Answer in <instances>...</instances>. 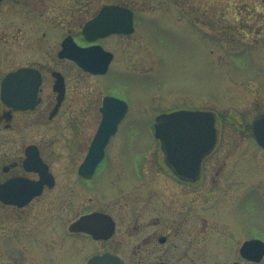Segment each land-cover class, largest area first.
<instances>
[{
    "label": "rangeland",
    "instance_id": "374dc122",
    "mask_svg": "<svg viewBox=\"0 0 264 264\" xmlns=\"http://www.w3.org/2000/svg\"><path fill=\"white\" fill-rule=\"evenodd\" d=\"M48 3L55 6L57 40L64 32L63 15L70 14L71 27H78L104 3L132 8L135 31L103 41L116 54L108 73L97 76L98 80L87 76L80 86L72 85L69 104L74 110L62 109L49 134L50 144L45 145L54 152L59 186L52 198L33 204L34 214L28 210L19 218L0 212V264H75L76 256L79 260L83 253L89 256L103 250L121 255L127 264H155L158 260L228 264L239 258L237 249L243 236L264 240V150L251 130L253 115L264 109V0ZM186 15L195 16L196 21ZM98 86L126 98L131 106L111 139L99 173L102 190L109 185L113 190L98 197L88 190H73L68 197L65 159L81 158L86 148L70 149L69 137L79 134L77 138L89 139L92 135L99 118L95 112L99 100L91 108L94 97L100 96ZM170 107L209 109L216 117V146L193 191L187 183L176 184L168 171L164 175L160 165L163 154L152 134L150 117L155 110ZM70 125L78 129L71 133ZM114 157L127 164L128 174L121 172L120 165L116 174L108 171ZM148 157L146 181L137 176L135 166ZM220 164L225 167L215 182L207 181L209 171ZM111 176L115 177L109 183ZM157 185L163 190H151L150 186ZM161 191L168 202L165 210ZM172 201L177 205L171 206ZM91 206L113 210L117 218L118 228L107 241L95 242L67 230L80 210ZM182 207L191 208L188 215L194 216L184 225L187 228L182 227L186 234H191V228L199 232L194 244L188 247L185 236H172L167 244H159L154 234L165 230L167 221L154 217ZM185 248H191L192 259L182 256Z\"/></svg>",
    "mask_w": 264,
    "mask_h": 264
},
{
    "label": "flooded vegetation",
    "instance_id": "af4514ba",
    "mask_svg": "<svg viewBox=\"0 0 264 264\" xmlns=\"http://www.w3.org/2000/svg\"><path fill=\"white\" fill-rule=\"evenodd\" d=\"M48 1L51 0H0V185H2L1 195H11L19 199L18 202L11 203L0 198V212L2 215L3 213L5 215L12 214L19 218L23 217L28 210H30L31 214H34L35 207L33 204L44 197L51 196L50 198H52L59 186L60 180L58 179L55 167L54 152L46 148L45 145H48V142L50 144L51 135L49 134L54 132L55 119L62 112V109L68 106L74 110L69 104L72 103V85L80 86L87 76H92L98 80L97 76L108 73L112 62L115 61L116 54L113 50L105 47L103 41L113 36L133 33H112L104 37H98L92 41L86 38V35L82 32L84 23L97 14L101 7L106 4L104 3L78 27H71L72 19L70 20L68 17L70 14L68 16L63 15L61 25L64 32L57 40L58 32L54 28L55 6L53 3L49 4ZM125 6L129 7L128 5ZM63 42L65 44L64 47ZM73 42L77 45H75L76 47ZM96 44L101 45L103 49L111 53V58L104 72L89 71L87 69L89 64L95 65L96 68L103 67L104 55L98 53L95 49L88 50V48L94 47ZM73 47L83 52L86 68L77 63L68 53ZM62 50H64L63 55L60 54ZM14 71H18L17 77L3 84L7 74ZM97 90L100 91V96L97 97L96 95L94 97V103L91 105V108L97 106V101L99 100L95 111L99 114V118L92 135L89 139L87 138L88 140L85 138L79 139L80 137L77 138L79 134L69 137L68 147L70 149L78 150L79 148H86L81 158L76 159L70 157L65 159L64 177L67 178V181H65L67 184L65 190H67L68 197H71L70 194L73 190L83 192L88 190L94 197L108 194L110 190H113L111 185H109V188H104L105 191L102 190L99 173L103 170L104 162L109 155L108 150L111 147V139L116 137L118 125L129 113L131 106L126 98L118 96L116 93L105 91L99 86ZM77 91L81 90L78 89ZM105 96H113L125 100L127 102V108L118 121L115 131L108 136L106 142L103 144L104 153L102 157L92 160L88 159L87 155L103 117L102 109ZM112 104L114 106L113 102ZM178 109L198 108L170 107L158 109L155 110L151 117L161 112H171ZM92 110L91 112L93 113ZM111 114L112 116L114 115V113ZM76 129L78 128L71 126V133ZM158 143L163 154L160 165L164 168V175L168 171L171 174V179L176 184L182 186L183 183H187L190 191H193L194 186L200 182L201 172L205 168V160L213 152L216 145L202 157L198 164L197 174L193 175L191 174L193 171L188 174L179 173L173 166V162L169 161L173 160L174 163L181 160L183 162H189V159H173L178 153H172L171 158L168 157V154L162 149L159 140ZM148 162H150V157L138 161L135 166L137 168V176L140 178L143 176L146 181L149 180L145 170ZM119 165L121 166V172L126 174L129 167L127 168V164L124 161H119L117 157L109 160L108 171L111 173L115 171L116 174L118 172L117 166ZM80 167L81 169L85 168L84 173L80 172ZM224 167L223 164H220L217 169H211L208 173L210 175L207 181L215 182L216 177L220 175ZM111 177L107 179V182L111 183L115 176ZM175 187L177 186H173V188ZM150 188L151 190H163L159 185L155 187L150 186ZM161 193L163 198V191ZM164 197L168 198L166 194H164ZM165 200L164 198L161 199L164 210L168 204ZM174 201L170 202L171 206L177 205L173 203ZM149 202L152 203V200ZM162 206L158 209H161ZM104 208L101 206H91L90 208L81 209L79 215L94 212L108 214L113 219L114 228L107 238L96 239L86 230H70L69 226L73 220L67 225L68 232L70 234H79L83 237H88L95 242L107 241L115 234L118 228V222L112 213L113 210L107 212ZM190 213H192L191 208L184 209L182 207L166 211L164 213L165 216H162V214L155 216L154 218H157L159 222L160 216L162 217V222L167 221L165 223L166 229L161 231L160 234H154V238L158 236L157 240L159 244H167L172 236H182V238L185 236L188 247L192 246L194 244V237L199 232L195 233V229L191 228V234L189 232L186 234L184 228H182L185 227V224H188V219L194 217L189 216L188 214ZM189 236H191V239H189ZM12 239L8 238L6 240ZM246 239L247 237L243 236L241 243ZM240 245L237 249L239 258L231 259L230 263L239 261L243 264H264V254L259 261H251L246 258L248 257V251L243 256L239 254ZM190 249L185 248L182 250V256L185 258L190 256L189 259H192L194 254L191 253ZM104 252L118 256L121 264H127L121 255L109 250L96 251L89 256L83 253L79 260L77 256L74 258L76 260L75 264H86L91 255L97 253L102 254ZM70 264L73 263L70 261Z\"/></svg>",
    "mask_w": 264,
    "mask_h": 264
},
{
    "label": "water",
    "instance_id": "95a60500",
    "mask_svg": "<svg viewBox=\"0 0 264 264\" xmlns=\"http://www.w3.org/2000/svg\"><path fill=\"white\" fill-rule=\"evenodd\" d=\"M109 14H114V20L108 18ZM126 17H122V15ZM131 11L120 6H105L101 12L91 19L85 25L84 29L89 33H96L99 29L103 33L110 32H128L133 29ZM80 49L71 51L70 56L75 59L80 65L84 62L81 58ZM85 66V63L83 64ZM89 68V67H88ZM104 104L105 116L100 124V127L95 135L93 146L87 155L88 159L95 160L101 156L100 147L103 146L108 135L114 131L115 125L121 116V111L112 107L109 102ZM114 101V100H113ZM115 103L117 100L115 99ZM113 109L116 110L112 116ZM252 129L257 142L264 148V112L255 116L252 120ZM155 136L162 143L163 148L167 151L168 157L171 154H177L173 159L187 158L190 161H178L173 166L179 173H194L197 170L200 158L207 152L215 143L216 130L214 127V117L209 111H191L179 110L169 114H161L154 120ZM189 152V154H185ZM194 162V163H193ZM184 168V169H183ZM184 170V171H183ZM2 193V191H0ZM2 199L14 203L18 202L17 197L3 196ZM101 214L85 215L74 221L70 225L71 230H87L97 237H107L113 230L112 220H106ZM258 240H250L244 242L240 251H252L249 257L258 255L264 250V246H259ZM88 264H119L117 258L105 254L103 256H94ZM164 264V263H157ZM239 264V263H233Z\"/></svg>",
    "mask_w": 264,
    "mask_h": 264
}]
</instances>
